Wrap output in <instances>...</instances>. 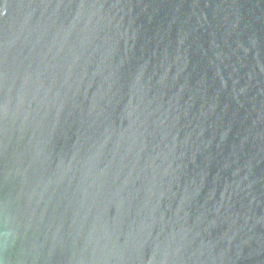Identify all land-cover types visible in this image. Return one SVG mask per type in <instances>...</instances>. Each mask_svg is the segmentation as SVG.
<instances>
[{"label": "water", "instance_id": "water-1", "mask_svg": "<svg viewBox=\"0 0 264 264\" xmlns=\"http://www.w3.org/2000/svg\"><path fill=\"white\" fill-rule=\"evenodd\" d=\"M0 264H264V0H0Z\"/></svg>", "mask_w": 264, "mask_h": 264}]
</instances>
